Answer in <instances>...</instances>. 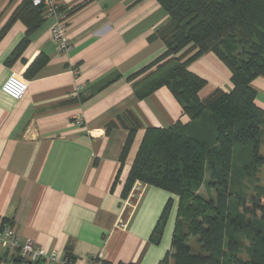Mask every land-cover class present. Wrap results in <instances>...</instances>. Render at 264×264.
<instances>
[{
    "label": "crops",
    "instance_id": "0c3cea01",
    "mask_svg": "<svg viewBox=\"0 0 264 264\" xmlns=\"http://www.w3.org/2000/svg\"><path fill=\"white\" fill-rule=\"evenodd\" d=\"M26 1L0 0V32L7 28L0 39V223L59 260L71 254L75 264H91L102 252L106 264H159L174 251L178 196L138 182L126 198L122 190L146 128L190 121L168 86L138 97L137 83L155 69L128 80L166 50L169 13L157 0H59L74 44L60 52L51 36L56 19L46 12L27 35L16 16ZM189 70L206 80L201 100L233 88L230 69L212 51ZM10 76L27 86L19 101L2 90ZM252 85L264 110V75ZM129 113L140 127L123 164ZM8 256L0 249V261Z\"/></svg>",
    "mask_w": 264,
    "mask_h": 264
},
{
    "label": "trees",
    "instance_id": "16d2710c",
    "mask_svg": "<svg viewBox=\"0 0 264 264\" xmlns=\"http://www.w3.org/2000/svg\"><path fill=\"white\" fill-rule=\"evenodd\" d=\"M157 1L171 17L163 32L166 50L128 80L155 69L137 83L138 97L168 86L190 121L146 128L122 196L126 198L138 181L178 196L174 251L159 264H169L170 255L172 264H264V194L250 196L232 188L241 187L264 165V110L255 103L252 85L255 77L264 75V0ZM44 13V4L27 0L16 16L25 21L29 35ZM27 41L25 37L19 49ZM209 51L230 69L233 88L216 89L201 100L206 80L189 66ZM126 117L130 132L123 164L140 127L130 113ZM204 184L216 189V198L199 193ZM171 205L172 199L151 240L158 241ZM245 237L250 240L247 258L242 255ZM66 257L74 260L71 254Z\"/></svg>",
    "mask_w": 264,
    "mask_h": 264
},
{
    "label": "built area",
    "instance_id": "2783aa9c",
    "mask_svg": "<svg viewBox=\"0 0 264 264\" xmlns=\"http://www.w3.org/2000/svg\"><path fill=\"white\" fill-rule=\"evenodd\" d=\"M34 5L44 4L48 16L56 19L51 29L52 39L56 42L60 52H67L73 49V41L66 28L65 10L59 0H32ZM76 71V70H75ZM2 90L19 101L27 93L26 84L15 76H10L2 85ZM128 202L125 203V208ZM0 249L10 252L7 259L0 261V264H41V263H62L75 264L69 257L59 260L55 251L47 252L38 245L32 238L24 240L18 235L15 227L10 222L0 223ZM91 264H105V257L102 252L91 259Z\"/></svg>",
    "mask_w": 264,
    "mask_h": 264
},
{
    "label": "rangeland",
    "instance_id": "374dc122",
    "mask_svg": "<svg viewBox=\"0 0 264 264\" xmlns=\"http://www.w3.org/2000/svg\"><path fill=\"white\" fill-rule=\"evenodd\" d=\"M209 175L207 176L208 179ZM144 184L140 181H138V185ZM235 192L237 191H243L247 195H263L264 194V166L261 167L259 172L253 177V178H245L243 181V185L241 187L234 186L232 187ZM199 193L204 196L205 198H216L217 197V191L215 188H208L207 185H202V187L199 190ZM134 197V196H133ZM132 197V199H133ZM249 239L248 237H245L243 240V248H242V255L243 257L247 258L248 253V247H249ZM173 257L170 255L169 257V264H172Z\"/></svg>",
    "mask_w": 264,
    "mask_h": 264
}]
</instances>
